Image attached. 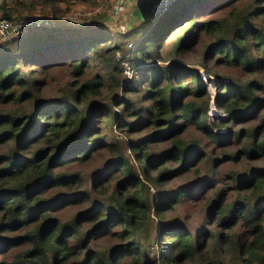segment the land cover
Listing matches in <instances>:
<instances>
[{
    "label": "trees",
    "instance_id": "obj_1",
    "mask_svg": "<svg viewBox=\"0 0 264 264\" xmlns=\"http://www.w3.org/2000/svg\"><path fill=\"white\" fill-rule=\"evenodd\" d=\"M22 1L27 10H36L38 5L41 15L65 16L76 0L3 2L0 17L17 16L11 9ZM224 8L228 10L221 15ZM202 11L209 16L194 19ZM100 18L92 28L68 20L65 25L36 23L27 26L33 30L20 43L15 39L0 42V264H180L205 255L214 260L212 250L222 243L233 244L235 256L248 264H264V164L252 166L235 179L233 199L221 203V193L216 195L207 215L215 216V224L223 230L206 228L193 233L186 224L166 218L165 211L196 197L212 183L201 177L194 185L172 190H163L158 184L195 164L202 153L198 142L185 144L176 139L156 154L143 150L147 139L166 141L192 124L217 144L225 138L239 141L244 132L239 152L250 159L264 157V0H173L161 12L151 13L132 31L147 25L142 44L135 48H143L142 55L131 57L146 71L135 72L122 85L123 97H113L110 102L92 100L85 108L82 105L106 86L100 73L84 76L89 55H81L87 48L99 54V45L110 39L108 24ZM257 18L260 24L255 22ZM178 27L182 29L177 50L207 35L212 40L204 57L215 56L216 62L249 75L216 85L215 103L227 114L226 130L212 129L206 122V106L184 99L190 92L198 96L206 92L196 68L174 60L164 65L146 60L152 52L160 57L159 50ZM64 64L69 68L68 95L35 98L33 91L43 84L50 68ZM19 65L29 66L31 74L39 70L44 78L31 75L28 80ZM184 76L193 80V91L182 83ZM211 111L222 117L215 108ZM103 118H111L118 128H156L150 135L127 142L134 161L139 162L138 169L100 131ZM256 118L245 129L231 128L232 122ZM211 121L218 123L217 119ZM100 148L112 154L89 187L84 186L79 172L60 168L88 160ZM168 160L179 166L168 168ZM151 167L161 169L152 175ZM149 184L157 187L155 198L150 196ZM75 206L78 209L69 217L56 215ZM238 221L244 230H224ZM152 230L159 248L157 257L149 250ZM105 235L119 240L97 248L94 242ZM210 243L213 245L207 248Z\"/></svg>",
    "mask_w": 264,
    "mask_h": 264
},
{
    "label": "rangeland",
    "instance_id": "obj_2",
    "mask_svg": "<svg viewBox=\"0 0 264 264\" xmlns=\"http://www.w3.org/2000/svg\"><path fill=\"white\" fill-rule=\"evenodd\" d=\"M131 1L132 3L129 5L132 6H129L128 9L124 8L121 10L119 8L114 12V23H109L107 25V31L111 34V37L99 45V54H96V52H93L88 48H84L86 50H82L81 52V55H86V53L89 55V62L85 66L84 76L100 73L105 77L106 81V86L101 89L99 94L95 98L92 97L82 105L85 108H87L92 100H96L95 102H110L113 97H123L124 95L122 85L128 82L135 75V72L137 74H143V71H146L144 66L140 64L139 61H133L131 59L132 55L137 57L142 55L143 48L138 49L137 51L135 48L142 44L141 41L145 38V30L147 26L145 24V26L143 25L138 28L136 33H132L134 28L141 25L145 16H136L135 11L138 10L137 4L135 2L136 0ZM3 2H5L6 5L14 4V0H0V6L3 4ZM26 5L27 3L22 1V3L16 8L11 9L15 14L18 12V14H16L17 16H13L12 18L17 19L25 17L44 20L46 17H50L49 19L51 21L46 22L48 25H65L64 21L68 20L75 22L76 26L92 28L94 26H98L99 22L95 23L96 18L102 17L100 20L105 21L106 17L103 14L110 11L112 3L110 0H76L71 6V10L67 14L65 13V16L41 15L38 10V5L36 6V10H27ZM227 10L228 8H224L220 14H225ZM1 12L2 7L0 8V14ZM122 14L130 20L129 28H117L119 20L122 19ZM207 16L202 11L201 13L196 14L194 19L199 20ZM53 21L54 23H51ZM255 22L260 24V18H257ZM35 24L36 23L32 21L29 26ZM181 29V27L174 29L170 36H168L166 43L159 50L160 57H157V54L154 52H152V54L150 52L151 57L147 58L146 60L149 61L150 64L155 65H164L166 62H171L174 60L175 63H183L196 68L203 81L206 92L199 96L193 92H190V94H188L184 99L185 101H194L199 106H206V122H208L212 129L217 131L226 130L227 125L229 124L227 122V114L218 109L215 103L216 85L219 83V81H228L233 78L244 79L249 75L239 71V69L236 67L221 62H216L214 59L215 56L204 57L205 48L212 40V38L207 35L199 36L197 42L191 44L188 48L177 50V41L181 34ZM32 30L33 26L27 27L24 36L21 35L10 40L13 41L15 39L17 43H20L25 36L32 32ZM109 45L113 46V48L108 49ZM19 66L20 72L26 75L28 80L30 79L28 77L31 75L33 77L44 78V74L39 70L35 69L31 74L29 73V66ZM34 67L35 66H33V68ZM68 71L69 68L66 66V64L62 65L59 69L50 68L48 71L49 74L43 79V84L37 88V90L33 91L34 97L41 100H51L60 96L62 97L68 95L69 90L67 83L70 80ZM136 81L137 77L135 78L134 82ZM181 81L183 84L189 86L193 91L192 79H190L188 76H184ZM27 107V109H29L31 106ZM212 108H215L216 112L219 114L221 113L222 117L221 115H214L215 113L211 111ZM262 112H264V108L262 109L261 114ZM216 119L218 120V123L214 124L211 120ZM178 121L180 122L183 120L178 118ZM257 121L258 120L256 118L248 122H232L231 128L236 130L245 129L246 126L251 123L255 124ZM154 129L156 128L153 125H146L144 128L136 127L134 129H128L125 128V126L118 128L114 125L111 118H103L102 122L100 123V131L105 133V136L109 141L116 142L117 145L121 147L125 156L128 157L129 162L134 165L136 169H138L139 162L134 161V151L128 147L127 142L129 140H136L143 135H150ZM243 133L244 132H242V135ZM242 135L240 136L239 141H237L235 138H225L221 143L217 144L214 140L205 136L202 132L196 129L194 125L187 124L184 125L183 128L172 138H168L166 141L165 139L162 140L161 138H149L146 140V146L143 150L147 148L146 153L148 152L149 154H156L158 151L165 150L167 147H170L172 145V141L176 139H179L181 143L184 141L185 144L189 142H198L199 147L202 149V153L199 158L196 159L197 161L195 164H191L185 169L176 171L171 176L164 178L163 181L158 184L159 188L163 190H172L181 185L191 186L197 183L201 177H206L207 180L212 183L211 187L205 189V191L200 190L196 197L188 200L184 199L172 205L168 210L165 211L166 218H173L186 224V226L190 228L193 233L198 229L206 228L216 230V232L223 230L221 226L215 224V216L209 217L207 215V211H209L212 203L215 201L216 195L221 193V203L233 199L235 197V179L246 174L252 166L264 164V157L259 159H250L244 156L242 152H239L244 139L242 138ZM111 154L112 152H109L106 150V148H100L99 150L94 151L88 160L73 161L72 163L70 162L64 164L60 168L66 169L69 172H79L83 178L84 186L89 187L91 178L94 176V174L104 170V167L109 161ZM165 166L168 168H177L179 166V162L168 160ZM160 169L161 167H151L150 171L152 175H155ZM149 190L150 196L155 198L157 187L149 184ZM77 207L78 206L68 208L64 211H57L56 215L60 219L69 217L78 209ZM224 230L238 231L244 229L240 226V222L238 221L233 227L224 228ZM151 235L153 237L149 245L150 255H155L157 257L159 248L157 241L155 240L153 230ZM116 240H119V238L113 235H105L98 237L94 244L97 246V248H102L103 246H106V244ZM152 244L153 246H151ZM212 245L213 244L210 243L207 248H210ZM235 249L237 248H235L233 244H217L212 250L216 252L214 260L205 255L204 257L201 256L184 260L180 264H248V260H242L241 258H237L235 256ZM207 253L209 252L207 251Z\"/></svg>",
    "mask_w": 264,
    "mask_h": 264
},
{
    "label": "built area",
    "instance_id": "obj_3",
    "mask_svg": "<svg viewBox=\"0 0 264 264\" xmlns=\"http://www.w3.org/2000/svg\"><path fill=\"white\" fill-rule=\"evenodd\" d=\"M111 3L114 0H110ZM173 0H149L147 3L146 11H148V15L151 13L161 12L169 4H171ZM112 9L117 10L116 5L111 6ZM50 18V17H48ZM34 21L35 23L42 24V19H33V18H7L0 17V42L5 40H10L12 38L19 37L25 31L27 26ZM46 23V22H45Z\"/></svg>",
    "mask_w": 264,
    "mask_h": 264
},
{
    "label": "crops",
    "instance_id": "obj_4",
    "mask_svg": "<svg viewBox=\"0 0 264 264\" xmlns=\"http://www.w3.org/2000/svg\"><path fill=\"white\" fill-rule=\"evenodd\" d=\"M148 1L149 0H136L135 1L136 4H137V9H138V10L135 11L136 12V16H139V15H141V17H144V16L146 17L147 16L146 7H147ZM131 3H132L131 0H114V2H112V5L113 6L116 5V7L118 9L120 8L121 10H123L124 8H127L128 9L129 6H132V5H129ZM115 11L116 10H114V9L111 8L110 11H108V13H106V16H105L106 19H105V21L107 22V24H109V23L110 24H113L114 23L113 21H114V18H115V16H114V12ZM133 15H135V14H133ZM121 18L122 19L119 20V23L117 25V28H121V29L129 28L130 20L125 15H123V14H122V17Z\"/></svg>",
    "mask_w": 264,
    "mask_h": 264
},
{
    "label": "water",
    "instance_id": "obj_5",
    "mask_svg": "<svg viewBox=\"0 0 264 264\" xmlns=\"http://www.w3.org/2000/svg\"><path fill=\"white\" fill-rule=\"evenodd\" d=\"M148 12V11H146ZM148 14V13H147ZM48 21H51L48 17L46 19H42V22H48ZM55 21V20H54ZM173 27L166 33L164 39H166L167 35H169V33L172 31Z\"/></svg>",
    "mask_w": 264,
    "mask_h": 264
},
{
    "label": "flooded vegetation",
    "instance_id": "obj_6",
    "mask_svg": "<svg viewBox=\"0 0 264 264\" xmlns=\"http://www.w3.org/2000/svg\"><path fill=\"white\" fill-rule=\"evenodd\" d=\"M149 15H150V14H149ZM149 15L147 14V16H146V17H148Z\"/></svg>",
    "mask_w": 264,
    "mask_h": 264
}]
</instances>
